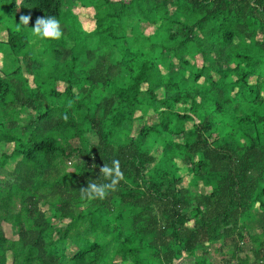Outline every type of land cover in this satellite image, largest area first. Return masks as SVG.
<instances>
[{
    "label": "trees",
    "instance_id": "trees-1",
    "mask_svg": "<svg viewBox=\"0 0 264 264\" xmlns=\"http://www.w3.org/2000/svg\"><path fill=\"white\" fill-rule=\"evenodd\" d=\"M75 1L87 7L90 0ZM96 1V28L86 44L78 37L74 28L67 29L65 26L67 21L78 26L76 17L74 23L71 19L73 16L69 17L70 21L67 20L72 12L65 9V0H0V19L10 15L17 19L30 16L34 20L51 16L60 22L62 31L60 39L46 38L56 53L54 68L52 71L44 70L39 73L36 86L31 90L32 96L20 103L21 108L33 109L38 114L40 122L35 125V131L25 141L10 132H0V141L14 145L10 156L32 168L37 177L43 176L49 168H54L56 178L52 183L44 182L43 187L52 185L56 197H51L38 185L30 189L17 180L6 182L5 191H0V264H96L104 254V245L99 240L110 226L109 222H103L101 208L112 201L124 208L142 206V196L129 191L120 193L108 189L105 197L94 199L98 203L97 207L80 212L74 210V206L87 200L82 189L88 184H107L106 180L95 178V163L106 161L107 165L112 166V162L118 160L124 176H129L131 169L141 172L146 165L155 162L145 145L147 137L167 127L165 111L161 108L157 111L159 124L140 129L137 142L129 145L119 142L115 145L110 132H105L103 151L84 154L78 140L83 139V124L88 123L93 111L90 100L96 86L100 85L109 92L104 99L108 113L104 112L106 115L103 122L107 127H119L130 119V111L136 105H143L144 113L149 108L157 110L161 106L181 103V86L160 76L157 66L165 62L169 53L177 56L182 65L188 64L182 54H190L196 45L200 53L214 54L220 58L221 63L216 65L206 60L194 72L195 80L203 78L204 84L193 89L196 98L192 99L187 112L173 113L177 126L193 120L192 114L201 110L207 111L208 119L213 120L215 113L228 112L236 101L248 102L257 98L249 77L255 74L254 66L259 58L250 51H257L259 47L255 37L259 28L264 27V22L256 12H264V0H247L242 6L240 0ZM171 12L174 17H171ZM140 23H159L160 27L168 26L175 31L180 29L175 28L180 25L186 32L182 35V40L174 42L168 35L156 38L146 36L139 29ZM7 30L6 40L0 38V49L7 53H25L23 49L29 45L28 32L21 27H7ZM194 31L200 33L199 36L195 35V41L188 37ZM136 34L148 38L150 44L136 46L132 40ZM94 40L109 47L110 54L114 51L119 53V59L109 64L95 61L89 47ZM245 40H250V43L246 44ZM68 41L73 46L69 47ZM97 48L99 44L96 45ZM157 48L160 51L155 57ZM155 61H158V65ZM82 62L87 63L88 73L80 81L76 72ZM231 73L236 76L235 80H227ZM59 82L66 84L64 92L57 90L56 84ZM175 87L179 89L178 93L173 92ZM160 88L165 90L163 99L156 97V91ZM16 95L14 85L8 80L0 79V116L14 112ZM251 115L260 122L262 115L258 109H252L250 114L232 115L224 123L228 127L227 138L233 136L238 126L249 120ZM208 121L201 122L196 129L208 134ZM176 130L180 131L179 128ZM257 135L255 143L245 149L242 170L236 174L223 168L220 155L214 159L215 149L206 145L201 135H198V143L190 148L191 152L203 150L201 156L209 158L213 167L208 170L209 174H221L223 183L215 185L210 194L212 197H207L208 201L217 200L216 214L213 218L206 217L202 236L216 240L218 234H222L231 239L234 251L229 264H239L235 262L238 256L241 257V264L247 263L246 257L242 255L243 244L250 239L261 244L257 256L264 259L263 235H259L258 231L246 235L243 231L235 230L249 208L264 207V124L257 127ZM163 147L162 156L157 160V168L149 171L151 186H155L158 172L177 169L173 166L174 148L166 143ZM73 157L85 162L82 168L74 165ZM7 159L8 156L3 155L0 166H4ZM65 161L75 167L67 169ZM229 192L235 195L229 197ZM222 197H228L230 202L223 203ZM15 198L20 201L18 212L11 209ZM171 198L170 232L154 228L157 233L155 243L158 264H177L200 242L197 238L198 229L186 237L181 236L180 226L185 220L181 210L185 206V200L175 190L172 191ZM42 204L54 207L53 216L60 218L57 223H52L41 210ZM121 216L120 212L117 219ZM3 225H9L17 239H9ZM150 226L144 229L137 227L126 237L115 233L116 239L121 243L119 254L123 260L130 258L134 264H143L144 251L149 246L143 237ZM73 246L77 247V251L72 257H68L65 251ZM257 264H264V260Z\"/></svg>",
    "mask_w": 264,
    "mask_h": 264
},
{
    "label": "rangeland",
    "instance_id": "rangeland-1",
    "mask_svg": "<svg viewBox=\"0 0 264 264\" xmlns=\"http://www.w3.org/2000/svg\"><path fill=\"white\" fill-rule=\"evenodd\" d=\"M117 1V0H114ZM127 1V0H126ZM247 0H240V5H244ZM96 0H90L87 2V7L81 5L79 1L65 0V9L72 12L67 20L73 16L72 21L76 17L78 21L77 25H72L67 21L66 28L74 30L78 33V37L82 42L88 43L90 35L96 28V12L94 5H97ZM100 3V2H99ZM101 4V3H100ZM172 9V8H171ZM250 11V10H248ZM171 17H174V13H170ZM256 15L264 22V12H256ZM70 17V18H69ZM20 19L14 17V15L6 16L0 19V38L6 40L7 27L23 28L26 30L27 38H29V45L24 47L25 53L5 52L4 49H0V79L10 81L17 93V104L14 112L0 116V132H10L22 140H26L27 137L34 132L35 125H38V114L35 110L24 107L21 108L20 103L23 99L32 96L31 90L36 86V81L39 77V73L42 71H52L54 68V61L56 56L49 41L41 39L38 36L33 35L32 28L35 25L36 20L31 19L29 24L19 25ZM137 26V22L135 23ZM163 25V23H162ZM164 26V25H163ZM157 24L140 23L139 29L146 36L159 37L161 35L167 36L174 42L182 40V35L186 32L180 25L175 28H180L175 31L170 27H163ZM199 36L198 31L191 33L189 39L196 40V36ZM136 46H147L150 44L148 38H144L136 34L133 39ZM255 41L259 43L257 51L251 50V54L259 58V62L254 66L255 74L249 77L252 88L257 93V98L254 101H236L228 112L215 113V119H208V112L205 110L199 111V113L192 114L193 120L184 122L182 125L177 126L176 119L173 113H183L188 111L189 105L193 98H196L194 88L197 85L204 84L203 78L195 80L194 72L203 66L207 60L210 63L219 65L221 60L214 54H202L199 52L196 45L193 52L190 54H182L188 64L182 65L180 60L174 54L169 53L165 59L158 65L159 75L165 80H170L174 84L181 86V103L174 104L172 106H161L154 110V108L147 109L142 112L143 105H136L131 111V117L127 121H124L119 127H107L103 122V117L108 113V109L105 110L104 99L109 95L106 88L102 86H96L95 91L92 94L90 103L92 104V113L87 124H83L84 137L82 140H78V144L82 147L84 154L89 152L103 151L104 140L103 136L105 132H110L112 140L115 145L123 143L129 145L130 143L137 142V136L140 129L143 127H153L159 124V118L157 111L161 108L165 111V121L167 127L159 130L156 133H151L145 142L146 148L150 150L152 157L155 158V162L146 165V167L139 173L136 170L131 169L129 176H122L119 183L115 185L113 191L124 192L129 191L133 194L142 196V206L127 207L120 206L116 202L112 201L109 204H105L101 208V214L103 215V222H109L110 226L106 234L99 241L104 245V254L102 258L96 264H134L132 260H123L119 254V248L121 247L120 240L116 239V235L126 237L128 233H131L135 228H145L149 225V231L144 235L143 240L148 244L147 250L144 251L143 264H158L156 260V243L155 239L157 233L154 230L160 229L167 233L171 230V211L169 203L172 197V191L175 190L178 194L184 198L185 206L181 210L185 220L181 224V236L186 237L189 233L198 229L197 238L200 242L192 248L190 253L183 256L177 264H229L232 259V253L234 251L231 245V239L225 238L222 234H218L217 239H210L202 236V227L205 225L206 217H214L216 209L218 207L217 200H207L210 196L213 187L217 184H222L221 174L211 175L208 173L212 163L209 162V158L201 156L203 150L198 152H191L190 148L198 143V135H201V139L210 148L215 149V156L222 157L223 168L231 171L232 173H240L242 170V155L247 147L253 145L258 139L257 127L259 124H264V27L259 28V33L255 37ZM246 44L250 43V40H245ZM99 44V48L96 49V45ZM68 46H73V43L68 41ZM90 49L94 55V60L100 63H114L119 59V53L114 51L113 54L109 53V47L99 40H94L90 44ZM157 48L155 57L159 53ZM202 55H205L204 57ZM226 67V65H224ZM88 73V65L86 62H82V65L76 72V77L80 81H83ZM235 80L236 76L231 73L227 80ZM87 85V84H86ZM57 90L64 92L66 88L65 83H57ZM178 88H174L173 92L178 93ZM156 97L158 99L165 98V90L160 88L156 91ZM252 109H258L262 115L260 122L256 117L251 115V118L242 122L235 131L233 136L227 138L226 131L228 127L224 125L230 120L234 114H250ZM106 112V114H104ZM209 120V121H208ZM207 122L208 134L203 131H198L197 126L201 125V122ZM179 128L180 131H177ZM164 143L169 144L174 149L173 166L177 169L172 171L169 169H163L156 174L157 178L155 186L150 184L149 171L154 170L157 164V160L161 158L163 152ZM217 148H216V147ZM14 150V145L11 142L0 141V159L3 155H7L8 159L4 166H0V191H5V184L7 181L17 180L19 183L23 182L27 188L33 189L37 185L42 187V190L50 194L55 198V188L52 185L43 187L44 182L54 181L56 173L54 168H49L43 176H36L32 168L27 165L21 164L19 159L11 157ZM169 151V150H168ZM72 161L79 169L83 167L85 162L82 159L73 157ZM184 161V162H183ZM67 169H72L75 166L67 164ZM107 165L106 161H98L93 165L95 168V178L106 180L107 183L111 181L105 179L100 169ZM213 168V167H211ZM249 173L252 174L250 171ZM235 194L229 192V197ZM64 199V197H62ZM221 201L225 204L230 202L228 197H222ZM213 203V204H211ZM98 203L91 198L79 206H74L76 212L84 211L88 208L97 207ZM20 208L19 198L13 200L11 209L18 212ZM41 210L45 212L46 216L52 223H57L60 218L53 216L52 212L54 207L50 205H41ZM122 213L121 218L118 220L119 213ZM118 224V225H117ZM164 227H166L164 229ZM6 236L9 239H17V235L13 232L9 225H3ZM237 231H243L246 235L254 231H258L259 235L264 237V207L255 206L248 209L245 216L241 217L236 228ZM264 241V238L263 240ZM244 253L246 257V264H257L260 260H264L257 256L258 250L261 249L259 242H254L252 239L243 244ZM77 251V247L66 250L68 257H72ZM9 261L11 254H8ZM240 256L235 258V262L241 264ZM9 264V262H8Z\"/></svg>",
    "mask_w": 264,
    "mask_h": 264
},
{
    "label": "clouds",
    "instance_id": "clouds-1",
    "mask_svg": "<svg viewBox=\"0 0 264 264\" xmlns=\"http://www.w3.org/2000/svg\"><path fill=\"white\" fill-rule=\"evenodd\" d=\"M31 20L30 16H22L20 18V24L28 25ZM32 28V33L41 39H53L57 40L62 37V31L60 27V22L55 17H43L38 18L35 25ZM100 171L103 173L105 179H109L111 182L107 184H96L91 183L82 192L88 198L96 199L103 198L106 196L108 189H114L115 185L119 183L120 178H122L123 173L120 171L119 161H113L112 166L104 165Z\"/></svg>",
    "mask_w": 264,
    "mask_h": 264
}]
</instances>
